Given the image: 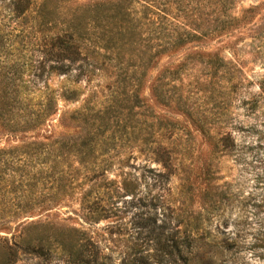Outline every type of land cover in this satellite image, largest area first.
Segmentation results:
<instances>
[{
    "label": "trees",
    "instance_id": "obj_1",
    "mask_svg": "<svg viewBox=\"0 0 264 264\" xmlns=\"http://www.w3.org/2000/svg\"><path fill=\"white\" fill-rule=\"evenodd\" d=\"M236 1L0 0V132L23 133L45 122L49 125L59 100L82 102V110L61 115L63 124L74 123L79 132L0 148V229L9 234L0 235V264L212 261V254L200 250L217 244L206 241V228L191 214L188 218L193 220L181 218L183 229L172 228L170 233H165L163 225L155 226L152 217L150 228L138 227L132 240L123 244L90 227L118 210L116 198L136 192L133 173L121 170V164L131 158L141 156L160 165L159 171H144L162 192L177 172L180 196L195 185L189 175L191 132L153 112L143 94L144 83L162 56L236 27L240 21L233 12ZM28 22L30 30L44 32L38 37L42 59L33 65V77L45 78L44 101L31 116L24 112L26 105L19 97L24 69L31 66L21 49L34 46L31 38L36 36H30ZM198 67L193 88L182 93L183 79ZM237 67L236 61L216 53L189 51L157 72L149 82L150 97L160 106L181 111L203 136L215 138L216 146L226 135H210L203 129L191 112L199 106L190 99L203 92L205 75L233 84ZM52 76L58 79L55 86L49 82ZM85 90L88 94L81 99ZM119 137L124 145L116 144ZM117 146L125 151L118 179L108 176L112 159L120 153ZM197 180L200 185L205 177L197 176ZM74 204L77 207L72 209ZM60 205L70 207L80 222L70 225L56 220L51 211ZM34 208L39 209L38 218L28 220Z\"/></svg>",
    "mask_w": 264,
    "mask_h": 264
},
{
    "label": "rangeland",
    "instance_id": "obj_2",
    "mask_svg": "<svg viewBox=\"0 0 264 264\" xmlns=\"http://www.w3.org/2000/svg\"><path fill=\"white\" fill-rule=\"evenodd\" d=\"M74 1L83 3L95 0ZM233 12L240 17L236 27L217 37L189 43L173 55L162 56L156 67L149 71L144 83L143 94L156 110L153 112L190 130L191 157L188 161L192 165L189 175L195 185L186 195L180 196V175L177 172L171 175L167 185L164 184L165 191L162 192L159 184L153 185L152 180L146 177L150 173L144 171L146 168L159 171L160 165L139 156L121 164L122 169L118 168L120 161L125 158V151L124 147L117 146L120 153L112 159L108 176L118 179L120 169L130 171L133 173L131 178L136 182V192L133 196L116 198L118 210L111 213L108 219L92 224L91 227L84 223V227H90L93 232L110 234L116 243L123 244L132 240L138 227L144 225L150 228L152 217L155 226L163 225L165 233H170L172 228L183 229L180 219L185 221L188 214H191L206 228V241L211 240L217 244L214 248L205 247L200 250L212 254V261L204 264H264V0H237ZM29 26L30 22L26 23L27 29L32 31L30 36L36 35L31 38L34 46L29 44L21 51L32 67L24 69L25 82L19 87V97L24 99V112L31 116L42 108L44 101L45 78L33 77V65L42 59L38 37L41 38L44 32H35ZM192 50L216 53L226 60L236 61L238 65L233 84L224 78L205 75L201 86L203 92L190 99L191 103L199 106L198 111L191 112L194 118L202 122L203 129L210 135H215V132L226 135L227 138L216 146L215 138L203 136L192 120L181 111L160 106L150 97L149 82L157 72L164 66L176 64ZM14 53L16 50H13ZM200 69L198 67L188 72L183 79L182 93L189 87L193 88L194 75ZM207 71L208 68H205L204 72ZM57 81L55 76L49 80L51 86H55ZM81 85L84 86L83 83ZM87 94L85 90L81 99ZM81 105L80 100L71 103L59 100L58 111L51 117L49 125L45 122L23 133L6 135L0 132V148L10 149L23 143L46 141L47 137L55 139L79 132L80 128H76V124H63L61 115L74 109L82 110ZM123 143L124 138L119 137L116 144ZM207 170L208 174H205ZM197 176L205 177L200 185ZM76 207L74 204L72 209ZM72 209L60 205L54 207L51 213L58 221L77 225L80 221ZM34 210L27 217L28 220L38 218L39 209ZM192 217L188 219L193 220ZM7 232L0 229V235H9Z\"/></svg>",
    "mask_w": 264,
    "mask_h": 264
}]
</instances>
